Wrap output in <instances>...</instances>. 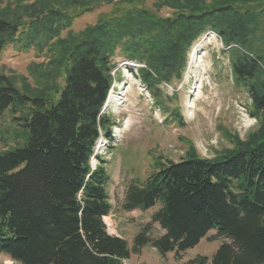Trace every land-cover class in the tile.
<instances>
[{
	"label": "trees",
	"instance_id": "1",
	"mask_svg": "<svg viewBox=\"0 0 264 264\" xmlns=\"http://www.w3.org/2000/svg\"><path fill=\"white\" fill-rule=\"evenodd\" d=\"M94 5L111 9L72 32ZM163 9L170 15L159 16ZM207 32L230 47L222 53L256 131L246 140L227 135L231 148L212 160L190 144L178 162L158 158L131 183L123 210L159 204L151 222L164 234L151 239L145 226L130 250L103 223L111 211L106 163L90 166L100 134L111 140L116 126L100 114L114 60L144 65L137 74L153 105L181 126L177 88L192 44ZM9 45L45 59L30 63L27 76L0 73V122L19 141L0 153V255L18 264H121L147 245L178 257L215 231L230 244L189 264H264V0H13L0 6V53Z\"/></svg>",
	"mask_w": 264,
	"mask_h": 264
},
{
	"label": "rangeland",
	"instance_id": "2",
	"mask_svg": "<svg viewBox=\"0 0 264 264\" xmlns=\"http://www.w3.org/2000/svg\"><path fill=\"white\" fill-rule=\"evenodd\" d=\"M11 1L13 0H0V6ZM150 6L151 3L147 2L146 7L150 8ZM110 9L111 7L106 5L93 8L91 12L74 21L70 30L78 32L94 24L100 15L108 13ZM170 13L171 11L163 9L159 16L166 17ZM63 36L65 33L62 34ZM205 36L198 38L190 50L192 51ZM214 39L215 44L211 43L207 47H205L207 42L203 41L202 48L204 46L203 51L208 66L201 77V89L197 88L199 84L194 66L190 68L188 65L191 51L189 53L186 71L177 88V105L180 106L184 123L181 126L173 123L167 126L159 124L153 115L157 110L152 108L150 98L140 86H137L139 80L135 76V68L129 71L123 66L124 60L119 57L114 60L117 63L114 80L118 83L123 81L118 86L119 90L126 84V77L122 76L124 69L130 73L131 81L124 94L125 102L122 106L114 108L112 106L115 103H112L106 113L116 122L117 128L124 129L128 123L129 127L121 131L120 139L114 138L110 145L111 153L107 151L100 157L106 163L105 171L109 176L107 194L111 205V212L103 219V222L110 235L125 240L130 250L133 239L145 226L148 227L151 239H157L164 234L158 224L151 222L152 215L160 208L159 204L145 211L125 212L123 210L126 191L131 183L142 182L148 177L155 170L158 158L163 165L166 161L178 162L184 157L190 144L200 158L212 160L217 152L231 148L226 140L227 135H237L241 140H246L251 131H256L255 121L248 114L250 100L242 90L232 85L227 60L221 52V44L216 36ZM44 59V55L37 53L34 48L24 51L19 46L9 45L0 53V73L27 76L26 67L30 63H40ZM158 89L169 96L174 94L172 88L164 84L159 85ZM116 93L119 91L117 90ZM195 96L200 98L193 102L195 107L192 112L189 106ZM158 114L163 121L168 119V114L162 111ZM10 128L23 131L13 125H10ZM115 130L113 129V133ZM12 134L13 132L9 131V125L0 122V153L19 145V141L16 142ZM98 163V160L94 161L92 170H95ZM223 243L230 244L215 231H210L195 247L178 257L173 253L160 254L152 246L147 245L140 248L138 252L131 253L129 258L123 260L121 264H189L197 256L211 258ZM0 264L18 263L0 255Z\"/></svg>",
	"mask_w": 264,
	"mask_h": 264
},
{
	"label": "bare ground",
	"instance_id": "3",
	"mask_svg": "<svg viewBox=\"0 0 264 264\" xmlns=\"http://www.w3.org/2000/svg\"><path fill=\"white\" fill-rule=\"evenodd\" d=\"M215 36L211 33H208L206 34V36L203 38L202 41H199L192 49L191 53H190V58H189V67L192 68L194 66V69H195V73L197 75V83L199 84L198 85V89L200 88L201 89V86H202V80H201V77H202V74L203 72L206 71L207 69V66H208V63L206 61V57H205V53L203 51L204 49V46L202 48V45H203V41H206L207 44L205 47L211 45L212 44H215ZM125 77H126V84H124L123 87H120V90L118 89L119 93H116V92H113V91H110V94L108 96V99L104 105V111H106V109H108V107H110V105L112 103H115L114 108H120L122 106V104L125 102V100H123V97H124V94L126 93V91L128 90V87L129 86V82L131 81V75L129 72L125 71ZM133 80V79H132ZM199 94V92H198ZM198 98V96H195V99H193L191 102H190V108L192 110V112H194V104L193 102H195ZM127 127H125L126 129L129 127V123L126 125ZM124 128V129H125ZM124 129H119L117 128V130H115V137L116 139H120L121 137V131L124 130ZM125 129V130H126ZM123 134V133H122ZM105 218V217H104ZM103 218V219H104ZM106 220V219H105ZM107 221V220H106Z\"/></svg>",
	"mask_w": 264,
	"mask_h": 264
},
{
	"label": "water",
	"instance_id": "4",
	"mask_svg": "<svg viewBox=\"0 0 264 264\" xmlns=\"http://www.w3.org/2000/svg\"><path fill=\"white\" fill-rule=\"evenodd\" d=\"M94 8H96V5L94 6Z\"/></svg>",
	"mask_w": 264,
	"mask_h": 264
}]
</instances>
